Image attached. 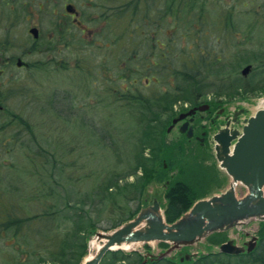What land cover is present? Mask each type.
Masks as SVG:
<instances>
[{
	"label": "rangeland",
	"instance_id": "374dc122",
	"mask_svg": "<svg viewBox=\"0 0 264 264\" xmlns=\"http://www.w3.org/2000/svg\"><path fill=\"white\" fill-rule=\"evenodd\" d=\"M109 2L0 0V36H10L15 54L21 53L19 47L26 42L30 53L25 56V60L33 64L28 71L14 67L12 71L0 74V87L8 81H14L16 87L24 92L22 99H16L9 110L21 114L29 124L26 128L19 123L14 124V129L17 130H14L11 144L7 145L13 150L1 157L0 202L6 201L12 210L21 216L30 217L25 226L26 236L35 241L55 235L63 236L70 244L80 241L77 235L78 224L71 221L60 222L64 225L60 226V230L54 231L55 226L49 225L53 216L48 221L49 217L45 214L47 210L53 211L54 202L51 204L47 200L44 191L58 182L53 170L57 163L62 164V179H66L65 183L81 189V197L88 201L85 213L89 215L90 225L101 228L91 234L90 241L98 231L109 229L124 218V211L130 212L136 208L139 202L138 191L144 185L147 186L142 198L144 208L152 205L155 199L165 205L168 202L166 195L171 200L173 194L177 198L183 194L182 202L191 203L199 198L224 192L229 187L231 178L219 167L213 146L208 148L205 141L198 138L204 131L203 126L210 120L208 112L200 111L194 115L191 125L195 136L192 138L180 131L182 121L170 131L168 128L175 117L187 112L195 104L221 105L220 108H225V113L220 116L219 124L224 125L233 110L239 107L245 108L241 119L255 114L264 98V89H259L264 85V0H201L202 4L197 9L203 8V27L197 25L196 12L191 11L190 6L185 10L183 18L170 13L157 23L156 29L162 33L160 37L163 44H156L154 36L152 41L147 36H139V42L143 39L150 41L148 58L139 55L140 57L130 60L127 52H123L120 55L122 62L118 63L115 61L116 44L106 45L110 43V28L100 13ZM69 3L80 11L79 16L88 31L78 26L68 14L66 5ZM155 7H164L163 1L156 0ZM190 12L194 18L188 17ZM112 22L114 24L113 20ZM114 25L120 33L122 27ZM33 26L40 30L38 40L29 33ZM168 41L169 46L164 44ZM167 47H170L174 55L178 54V59L173 58L178 60V64L176 60V65L171 66L177 70L184 68L182 64L185 61L191 64L192 56L208 53L211 64L207 69L205 65L202 66L205 69L203 76L208 74L207 80L204 78L205 81L199 84L187 82L184 89L176 91L175 88L183 79L182 72L180 75H173L172 72L169 73L168 66L160 68L161 72H153L149 66L150 63L166 65L167 60L162 54ZM169 55L172 56L171 53ZM217 58H221V61H217ZM216 62L223 63L224 70ZM248 65L251 66L250 72L243 75V70ZM120 66L126 67L128 72L124 73ZM148 79L149 86H146ZM247 83L252 90L244 92L242 86ZM167 91L177 100L173 110L167 111L162 117L166 119V123L162 140L164 145L159 152L161 160L154 161L158 165L149 175H143L139 170L137 174L120 181L122 186L128 183L133 187L128 186L130 192L125 191L127 195L121 196L124 208L112 210L103 203L107 195H112L106 193L104 185L109 182L113 169L121 173L134 166L139 150L138 140L142 136L138 115L131 117L129 114H120L123 113V103L127 99L124 94L141 92L149 95ZM242 124L235 123L232 127L241 129ZM208 125L209 123L206 126L212 137L215 126L211 128ZM150 153L148 149L147 157H150ZM48 162L52 163V167ZM99 166L106 169L105 181L89 175L88 171L98 169ZM160 175L163 176L161 179L158 178ZM237 192L242 197L248 190L239 185ZM43 211L44 215L40 216L39 213ZM45 216V222L40 223L39 220ZM38 227L39 234L34 235L31 229L37 231ZM246 233L260 236L263 233L261 221L251 218L231 230L213 234L184 248L188 247L190 252L197 250L199 254H207L209 247H213L210 242L218 244L227 239H235L239 244L247 238ZM10 237V233L6 239L0 237L1 262L5 259V253H11V249L6 246ZM143 247L144 244H141L137 249L143 250ZM165 247L166 245L154 243L148 252L159 254ZM73 251L68 258L71 264L80 253L78 246ZM28 252V258L34 263L38 254H35L33 248H29ZM258 253L254 256H258ZM240 258L245 260L248 257ZM115 259L114 255L108 254L104 263L131 264L133 261V258ZM203 260L199 264L254 262L235 257H218L216 254ZM207 260L209 261L206 263ZM35 264L62 263L44 261Z\"/></svg>",
	"mask_w": 264,
	"mask_h": 264
},
{
	"label": "trees",
	"instance_id": "16d2710c",
	"mask_svg": "<svg viewBox=\"0 0 264 264\" xmlns=\"http://www.w3.org/2000/svg\"><path fill=\"white\" fill-rule=\"evenodd\" d=\"M108 1H110L109 4L103 6L105 8L101 9L100 13L103 17V20L106 21V24H108L110 28V43H106V45H113V43L116 44L115 57L117 58H115V61L117 63L120 61L122 62L120 55L123 52H127V58L130 60H133L134 57L137 58L139 55H143L144 57L148 58L150 52V41H148L147 39L151 38L150 40L152 41V36H154V38H156V44L159 45L162 42L160 37L162 33L157 31V23L160 20L166 18V16L170 13L183 18L185 10L187 11L188 7L190 6V10L196 12L197 18L195 19V21L199 27H203V22L205 20L203 8L201 7V9H197V7L200 8L199 6L202 4L201 0H162L164 3V7H162L161 9L155 7L156 0H106V3ZM190 13L191 14H189L188 17L193 16L192 12ZM187 14L188 12L186 13V15ZM112 20L114 21V24H116L120 28L122 27V31L120 33H118L119 29L113 24ZM166 31L164 33H166ZM139 36H147V39H143L139 42ZM173 43L177 42L173 41ZM164 44H168L169 46L170 41L166 43L164 42ZM170 53L172 54V56L169 55ZM162 56H164V59L167 60L166 65L160 66L157 63H150L149 66L151 67L153 72H157V70H159L160 68H166L167 66L169 67V73L172 72L173 75L177 73L180 75V73L182 72L183 79L180 80V84H178L175 88L176 91L179 92L180 90L184 89L185 84L187 85V82L188 84H199L205 81L204 78H206L207 80L208 74L203 76L205 69H203L202 66L205 65V68L207 69L208 65L211 64V56L208 53L204 54V52H202L198 55L192 56V63L190 64V62L185 61L182 64L184 68L181 70H177L176 67L175 69L171 68L172 65L175 66L176 64H178V54L174 55L171 52L170 47H167L166 52L163 53ZM255 57L262 59L259 56ZM219 59L221 61V58H217V61H219ZM220 64L217 63V66H222V70H224L225 66L221 62ZM120 68L124 70V73L127 71L126 67L123 68V66H120ZM145 68H149L147 64H145ZM159 72L161 71L159 70ZM148 82H150L149 79ZM242 87V90L244 92H248V90L250 89L249 83L244 84ZM259 89H264V85L261 88L259 87ZM254 90L256 89H253V91ZM124 97L127 99L126 102L123 103V113L120 114H129L131 117H135L138 115V125H140L142 136L138 140L139 142L137 145L139 150L135 158L134 166L129 171L126 170L122 171L121 173H119L117 169H113L110 179L108 180L109 182L104 185L106 193L112 195H107L103 200V203L106 204V207L108 206V208L112 210L124 208L122 205L123 197L121 196L127 195L125 191L130 192L131 189H129L128 186L133 187L132 184L128 183L123 184L122 186L120 181H122L126 177L137 174L139 170H141L140 172H142L143 175H149L152 172L153 168H156V165H158L154 163V161H156V159L158 161L161 160L159 152L161 151L160 149H163L162 145H164V141L162 140L164 138V125L166 123V119L162 117L164 113H167V111L173 110L174 103L177 100L175 96L170 95L169 91L162 93H150L149 95L141 92H134L133 94L127 92L124 94ZM16 123V125L20 124V126L24 128L29 126V124L26 123L25 118H23L21 114L17 117ZM14 130L17 129L15 128ZM148 149H150L151 151L150 157H147L146 155V151ZM47 164L52 167V163L48 162ZM61 166L62 164L57 163V165L53 167V170L55 171L54 175L58 180V184L54 182V184H51L50 189L44 191L47 200L51 201V204L54 202L53 211L52 209L51 211L47 210V213L45 214L49 217L48 221L53 216L52 223H50L49 225H51L52 227L55 226L54 231L60 230V226L63 224L60 222L67 223L68 221H71L73 224H78L77 235L80 237V241H74L75 245L70 244V241H66L63 236L61 237L59 235L51 236L47 239L38 238L35 241L31 237L26 236L27 231L25 229V226L29 223L30 217L21 216L19 213L12 210L10 205L7 204L6 201H3L0 202V237L2 239H6L8 233H10L11 237L6 242V246L11 249V253H5V259L3 260V262L0 261V264H35L36 262L44 261L50 263L71 264L68 258L72 256L71 253L74 252L73 249L77 246L79 247L80 253L73 264H81L84 256L88 251V240L90 234L100 229V227L94 224L90 225L91 221L89 219V215L85 213V210L88 209V207L86 206L88 201L86 202V200L81 197V189L75 187L73 184L71 185V187L70 185H67L65 183L66 179H62V177L64 176L62 170L63 168ZM99 167L100 168L98 169H91L90 171H88L89 175L91 177H99L101 181H105L106 169L102 168L103 166ZM162 177V175L158 176L159 179H161ZM146 187L147 186L144 185L138 191L139 202L136 208H134L130 212L124 211V213L126 212V216L124 218H121L115 225L110 226L109 229L118 227L123 222L132 219L141 210L142 198L144 196V192L147 189ZM182 196L183 194H181L179 198H177L173 194L172 199L170 200L168 195H166L168 202L165 206V214L168 222L170 223L174 222L186 211H188L195 202L192 201L191 203H184L182 202ZM110 197H112V199ZM39 214L40 216L44 215V211ZM46 216L42 220H39V222H45ZM39 228L40 227H38L37 231H35L34 228L31 229L34 235L39 234ZM262 229L263 233L260 235V246L262 243L263 244L261 248L259 247L257 249V253L259 252L258 256H253L248 259L251 262L253 260L254 262L252 263L254 264L255 262L264 264V223L262 224ZM29 248H33V251L36 252L35 254H38V258L34 261V263L31 258H28ZM108 254L114 255L115 258H117L115 260H118L119 258L128 260L133 258L131 264H174L167 259H162L158 262H144L145 256L138 251L126 253L123 250H117L110 251ZM106 256L104 257V259L106 258ZM104 259L100 264H105ZM208 261L209 260H207L206 263Z\"/></svg>",
	"mask_w": 264,
	"mask_h": 264
},
{
	"label": "water",
	"instance_id": "95a60500",
	"mask_svg": "<svg viewBox=\"0 0 264 264\" xmlns=\"http://www.w3.org/2000/svg\"><path fill=\"white\" fill-rule=\"evenodd\" d=\"M67 10L75 12L71 4L67 6ZM30 32L35 38L39 37L38 28H31ZM250 69V65L245 67L243 74L249 73ZM206 108L208 105H202L180 114L173 119L168 130L170 131L188 115ZM247 122L233 149L230 147L231 140L238 137V131H234L230 139H228L229 135L224 140L220 136L217 137L220 143L217 146L218 158L222 161V166L226 167L228 173L232 175L235 184L242 182L249 189V193L244 198L239 199L236 196L235 185H231L230 189L221 194L197 201L187 214L172 224L159 214L160 204L155 201L153 206L142 210L137 217L119 229L111 233H98V240H105V242L96 256L85 264H100L107 251L125 241L128 243L169 241L178 247L181 243L194 242L209 232L227 230L245 218L264 219V108L247 119ZM188 126L189 121L181 126V131L187 132V135L191 137L193 129ZM141 224L143 228H137ZM254 246L251 245L249 250H252ZM221 249L227 253L244 251L243 248L234 246L232 241L223 244Z\"/></svg>",
	"mask_w": 264,
	"mask_h": 264
},
{
	"label": "flooded vegetation",
	"instance_id": "af4514ba",
	"mask_svg": "<svg viewBox=\"0 0 264 264\" xmlns=\"http://www.w3.org/2000/svg\"><path fill=\"white\" fill-rule=\"evenodd\" d=\"M78 17H76L75 14L68 13L74 20V22L82 27V29L85 31L84 24L81 21L80 11H78ZM80 17V19H79ZM34 27V26H33ZM14 44L10 42V36H0V74L6 73L8 70L12 71L15 67L16 69H23L28 71L31 69V66L33 64L29 63L27 60H25V56L29 55L30 50L28 47V44L26 42L22 43L20 45L21 53L15 54L14 52ZM24 92L20 90V88L16 87V82L14 81H8L2 87H0V161L2 160L1 157L3 155L9 154L12 152L13 149L11 147H8L11 144V140L14 136V124L16 123V119L19 116L17 112H13L12 110H9L12 103H15L16 99H19L23 97ZM13 105V104H12ZM198 104H195L196 106ZM193 106V107H194ZM224 114V109L221 108L219 111L217 109L215 110L214 117H211L208 121L209 127H213L217 124V120L220 119V116ZM8 116V118H7ZM7 118V120H6ZM230 117L226 119V122H229ZM207 123V124H208ZM181 124V123H180ZM207 124H205L204 131L201 133V137L198 136V138H201L202 140L206 141L208 140V143H210V138L207 135L206 129ZM11 127V130H8V128ZM195 136V133H194ZM8 145V146H7ZM246 242V241H244ZM202 258V255H197L192 257L191 261L192 264L196 263L199 259Z\"/></svg>",
	"mask_w": 264,
	"mask_h": 264
},
{
	"label": "bare ground",
	"instance_id": "6f19581e",
	"mask_svg": "<svg viewBox=\"0 0 264 264\" xmlns=\"http://www.w3.org/2000/svg\"><path fill=\"white\" fill-rule=\"evenodd\" d=\"M261 106H264V100L262 101V103H261ZM220 138L222 139V140H224L225 139V135L223 136V135H220ZM231 185H236L235 186V188L237 189V187H238V185L237 184H235V182L232 180V182L230 183V185H229V187H231ZM137 228H143V224H141L140 226H138ZM98 238H94L92 241H91V243H90V255L86 258V259H90V258H92V257H94L95 256V253H96V251H98L101 247H102V245L104 244V242H105V240H102V241H98L97 240ZM139 245H140V242H138V243H135V244H132V243H128V242H122V243H118V244H116L115 246H114V248H117V247H122V248H124V249H130V248H133V247H139ZM163 254V253H162ZM176 260L178 261V259L176 258ZM180 261L179 262H182V260L181 259H179ZM189 260H191V258H189Z\"/></svg>",
	"mask_w": 264,
	"mask_h": 264
}]
</instances>
